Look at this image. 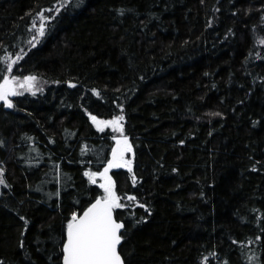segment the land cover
Segmentation results:
<instances>
[{
    "label": "trees",
    "instance_id": "trees-1",
    "mask_svg": "<svg viewBox=\"0 0 264 264\" xmlns=\"http://www.w3.org/2000/svg\"><path fill=\"white\" fill-rule=\"evenodd\" d=\"M57 6L0 0V83L47 84L0 101V261L62 264L71 214L103 194L84 173L121 136L91 113L122 114L132 145V172L109 170L126 264H264V0ZM40 12L54 18L33 41Z\"/></svg>",
    "mask_w": 264,
    "mask_h": 264
},
{
    "label": "snow or ice",
    "instance_id": "snow-or-ice-1",
    "mask_svg": "<svg viewBox=\"0 0 264 264\" xmlns=\"http://www.w3.org/2000/svg\"><path fill=\"white\" fill-rule=\"evenodd\" d=\"M57 3V7L47 11L59 13L61 9L71 4V0H57ZM37 15L40 23L37 27L34 20L33 27L36 28L39 36L34 35L33 41L45 35V21L54 18L44 15L43 12ZM259 43L264 45V39H261ZM22 58V55L17 54L16 59L8 63L10 57H5L6 71L11 73L13 65ZM69 85L75 87L71 81H69ZM17 89L30 91L32 95H35L42 90V87L34 75L24 76L23 79L19 76H4L3 82L0 83V101L8 107H13V101L9 97L22 94ZM93 91L97 96L100 95L97 90L93 89ZM89 115L99 131L103 132L106 127L111 126L113 131H119L121 136L113 137L116 140V147L112 149V158L107 161L103 172L86 171L84 173L93 184L97 182V176L103 178V183L99 185L103 189V194L95 199V202L91 203L82 215L75 211L71 214V219L67 221L66 226V240L62 242V261L63 264H126L125 258L121 254L122 241L125 239L122 230H126V225L115 215L116 209L124 208L126 205L121 202V195L117 194L115 183L109 176V170L125 167L129 172H132L131 161L125 158L126 154L132 151V145L129 143L128 137L123 135L124 126L121 122L125 117L122 114L111 120H100L91 113ZM210 115L220 116L221 113L215 112ZM2 173L3 169H0V184L5 182ZM136 182L137 179L133 173V185ZM124 198L139 203L134 195L125 193ZM139 206L148 210L146 205L140 204ZM0 264H3V261H0Z\"/></svg>",
    "mask_w": 264,
    "mask_h": 264
},
{
    "label": "rangeland",
    "instance_id": "rangeland-1",
    "mask_svg": "<svg viewBox=\"0 0 264 264\" xmlns=\"http://www.w3.org/2000/svg\"><path fill=\"white\" fill-rule=\"evenodd\" d=\"M39 23H40V20H39ZM39 23L37 24V27L39 26ZM35 31L37 32L36 28H35ZM38 34V32H37ZM39 35V34H38ZM38 82L40 83L41 87H42V90H44L45 86L47 85L44 81L38 79ZM19 92L21 93H26V92H30V91H25L23 89H17ZM31 93V92H30ZM10 98V97H9ZM96 180L99 181V183H103V178L102 177H99L97 176L96 177Z\"/></svg>",
    "mask_w": 264,
    "mask_h": 264
},
{
    "label": "water",
    "instance_id": "water-1",
    "mask_svg": "<svg viewBox=\"0 0 264 264\" xmlns=\"http://www.w3.org/2000/svg\"><path fill=\"white\" fill-rule=\"evenodd\" d=\"M82 214H83V213H82ZM82 214H81V215H82ZM115 215H116V210H115ZM116 218H117V217H116ZM122 231L124 232V230H122ZM122 244H123V241H122ZM121 247H122V245H121ZM62 264H63V261H62Z\"/></svg>",
    "mask_w": 264,
    "mask_h": 264
}]
</instances>
